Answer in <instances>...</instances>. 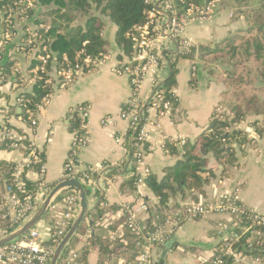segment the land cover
Instances as JSON below:
<instances>
[{"label":"crops","instance_id":"0c3cea01","mask_svg":"<svg viewBox=\"0 0 264 264\" xmlns=\"http://www.w3.org/2000/svg\"><path fill=\"white\" fill-rule=\"evenodd\" d=\"M33 10L35 19L40 18L48 22L44 18L48 17L47 7L37 2ZM41 13L44 16L39 17ZM72 15L77 17L75 21H72L75 27L84 24L85 19L82 18L83 23L80 24L81 17L77 14ZM34 21V19L19 21V35L13 39L0 60L1 67L9 58L18 59V68L27 76L22 90L27 91H32L35 82L28 81L30 80L28 71L34 62L36 52L18 54L14 49L21 43L24 27L29 26L30 30L36 29ZM103 22L102 36L108 43L107 54L111 62L78 76L75 82L65 90L56 88L51 97V104L37 115L38 126L33 131L21 118L22 110L17 103L20 91H15L16 86L14 87L13 81L3 83L0 79V147L7 138V131L10 132V136L23 138L25 135L30 138L39 150L45 152L43 180L47 186H57L63 181L65 163L74 140L69 130L71 109L81 105L89 108L86 125L88 144L79 152L77 172L83 174L88 168H99L103 164L106 166L104 171L95 174L93 184L87 187L90 190L88 203L91 213L103 197L108 206L119 207L128 205L137 207L148 200L157 201L145 184L138 185L135 192L128 189L123 192L121 189L131 177V151L126 139L130 126L128 121L121 118V114L131 99L132 91L126 77L117 76L110 71V67L116 63V60L122 59L124 54L116 42L117 27L107 18H103ZM48 23L45 29L50 28V22ZM238 27L239 24L233 21L231 13L225 11L220 13L218 9L211 20L190 23L183 40L198 49L203 45L217 43L234 35ZM3 33L0 24V40ZM158 43L162 55L176 54L180 50L179 42L170 36H163ZM179 69L177 86L174 90L179 100L178 106L164 117H161L157 111L149 114L148 151L142 165L138 166V171L143 177L153 174L161 179L166 168L177 165L183 159L182 142H193L197 139L208 128L216 110L220 109L224 93L220 84H211L195 61H181ZM162 71L161 75L166 77L167 69ZM151 89L150 82H146L142 95H148ZM105 118H111L113 124L104 126L102 120ZM6 123L11 126L10 130L4 128ZM242 128H246V125ZM117 136H123L124 140L117 142ZM254 138L257 139L254 146L247 145L238 150V166L231 168L228 177H222L221 166L214 157H208L209 168L214 170L215 178L205 188L206 197L198 196L200 200L213 202L224 194L236 192L238 200L247 209L264 214V137L255 136ZM166 142L176 144L179 151L177 155H171L165 149ZM0 156L1 160L11 163L24 160L23 154L16 150L2 151ZM37 179L36 174H30L31 181ZM48 190L50 191L49 188ZM45 195L49 193L45 192ZM64 195L65 192L59 198ZM59 198L49 210L55 211L57 215L52 217L53 226L43 231L46 232V238L53 232L55 222L62 219L64 206ZM190 202H193L191 195L188 196L185 204ZM119 215L120 213L115 215V218ZM218 222L227 224L231 231L236 229L233 218L228 215L207 216L196 222H187L179 228L165 247H157L153 250L154 261L158 264L207 263L222 241L216 232ZM75 237L78 239V244L72 251L78 253L89 243L90 227L86 231H78ZM125 262L126 256L124 255L103 262L98 250L91 251L88 256V264H125ZM243 264H264V257L257 258L247 255Z\"/></svg>","mask_w":264,"mask_h":264},{"label":"trees","instance_id":"16d2710c","mask_svg":"<svg viewBox=\"0 0 264 264\" xmlns=\"http://www.w3.org/2000/svg\"><path fill=\"white\" fill-rule=\"evenodd\" d=\"M215 0H193L195 5H205ZM229 1V0H228ZM255 0H233L234 7L237 10L247 8L246 19L250 22V32L254 31L256 37L250 43L245 44L244 53L249 58L254 57L257 61H264V0H260L258 6H252ZM47 7V16L60 19L65 22H72V19L64 13L66 6L72 14L82 16L83 25L73 28L67 32L62 27H58L54 23H50V28L45 29L48 22L42 21L40 18L35 19V11L33 10L36 3ZM31 3L32 7H29ZM190 2L177 0L175 2V10L178 14H184L190 6ZM259 7V8H258ZM9 9L13 10L15 15L13 23L19 25L21 20H35L36 29L30 30L29 26L24 27L23 35H21V43L15 46L19 48L18 54L36 51V58L28 71V79H35L32 91L22 90L27 76L22 72H17L18 59L9 58L0 67V79L3 83L13 81L15 91L19 90L21 103L18 106L22 110L21 118L31 128L30 119L38 111V106L43 99L52 96L56 91V79L52 75L53 66L49 64L44 73L34 75L33 71L36 67L41 66L38 56L50 55L57 59L56 69L61 71L66 68L64 58L67 57L70 64L74 65L77 55L81 51H85L86 56L92 58H100L108 53V43L103 38L104 30L103 18L109 19L117 27L116 42L123 57H130L133 52L132 36L138 26L145 24L148 20L149 5L145 0H0V24L5 28L7 23V13ZM96 11L97 14H93ZM99 13V14H98ZM44 16L43 13L39 17ZM44 22V23H43ZM19 27L11 31L13 37H18ZM236 34V33H235ZM234 34V35H235ZM233 35V36H234ZM227 38L228 41L237 39V35ZM236 37V38H235ZM29 42H32L29 44ZM88 44L84 47V43ZM14 49V50H15ZM209 49L205 50L208 51ZM237 47H232V59L236 57ZM196 47L190 46L188 50L180 49L176 54H167L162 56V62L167 69V76L161 75L164 79L159 89L161 92V103L170 101L173 109L178 106L179 100L174 96V90L177 86V77L180 73L179 65L181 61L195 60ZM212 52V50H211ZM161 70V73L163 72ZM163 74V73H162ZM248 100L246 106L230 104L224 110L221 106L212 116L208 128L193 142L187 141L183 145V159L175 166L168 167L164 170V176L159 179L153 174H149L143 178L144 184L152 192L156 202L145 201L148 206V215L141 224L146 226L147 232H154L164 225L165 221L174 211L182 210L187 204L186 199L192 196L193 202H199V197L205 198V188L215 178L214 170L209 168L208 157L212 156L221 166L222 177L230 175L231 168L237 167L238 150L247 145H253L257 141L254 137H264V102L259 105ZM85 106V105H81ZM79 107L71 109L69 113V130L74 136L75 142L78 143L85 137L86 121L79 112ZM254 109V112H251ZM249 116H254V121H248ZM147 115L141 119V124L146 122ZM246 125V128H242ZM7 130L11 129L7 123L4 125ZM36 129L35 127H32ZM254 136V137H253ZM24 139L19 142L20 150L30 152L32 141L24 135ZM128 147L131 151V177L122 186V191L126 189L131 192L137 190L138 181L141 175L137 166V133L129 130L126 137ZM15 141L7 138L0 147V155L2 151H13L12 144ZM165 149L171 155L178 154V148L173 142H166ZM145 153L148 151V143L144 145ZM37 159L25 168L24 175L28 172L41 174L42 167L45 166V152L36 150ZM1 157V156H0ZM78 163V159H77ZM17 164L7 162L0 159V203L7 192V188L15 191L14 173ZM95 176V175H94ZM25 186L22 191L34 193L37 190V183L29 180L24 181ZM50 190L55 185L47 186ZM87 196L90 190L85 186ZM100 195V194H98ZM199 196V197H198ZM58 200V199H57ZM63 200L59 198V201ZM108 206L105 197L101 198L96 209L88 214L84 224L79 231L91 229V237L89 243L78 252V264H88V256L93 250L98 253L103 262L117 256H126L125 264H139L141 255L145 252L146 246L144 241L132 229L130 220L131 207ZM120 215L115 218V215ZM111 216V223L106 225L105 216ZM237 232L240 233L244 227H250L251 230L245 233L237 242H221L214 250L212 261L222 255L225 246L228 243L233 250L243 252L246 255L263 258L264 257V226H258L252 219L250 214L237 216ZM171 240V239H170ZM169 240V241H170ZM168 241V242H169ZM252 241V242H249ZM73 242V241H72ZM71 242V243H72ZM167 242V243H168ZM69 244L61 259H65L73 245ZM167 243L163 246L165 247ZM155 249V248H154ZM210 260L204 264H210ZM226 264H233V259L223 257ZM155 264H158L155 262Z\"/></svg>","mask_w":264,"mask_h":264},{"label":"built area","instance_id":"2783aa9c","mask_svg":"<svg viewBox=\"0 0 264 264\" xmlns=\"http://www.w3.org/2000/svg\"><path fill=\"white\" fill-rule=\"evenodd\" d=\"M176 1L177 0H145V3L150 7L147 12L148 20L145 24L135 29V34L132 36V55L130 57L124 56L122 59L116 60V63L110 67V71L113 74L124 76L128 79L132 91L131 99L122 112L121 118L128 121L130 130H134L137 133V166L142 165L145 159L146 153L144 145L147 144L148 140V118L144 124H141V119L145 117V115L149 117L152 111H157L161 117H164L173 109L170 101L161 103L162 96L160 95L161 92H159V89L164 80L161 77V70L165 65L162 62L163 55L159 50V40L163 38V36H170L179 42V49L188 50L190 45L183 40L187 26L196 21L210 20L215 15L219 5L217 0L202 6L195 5L191 2L193 0H180L182 2H190L191 4L184 14L179 15L175 10ZM29 7H32L31 3H29ZM4 13H7V19H5L7 23L5 28H3L4 33L0 40V60H2V56L7 47L11 45L13 39H15L11 31L18 29V25H15L12 21L15 16L13 10L9 9ZM31 43L32 42H29V44ZM87 44L88 42H85L84 47ZM15 51L17 53L20 52L19 48L15 49ZM36 57L37 56H35V58ZM38 60L41 62V66L34 69V75L37 76L38 73H44L47 66L51 64L53 66L52 75L57 81L56 88L59 90L67 89L75 82L78 76L87 72H92L111 62V58L108 54L94 59L91 56H86L84 50L78 53L74 65L70 64L67 57H65L64 62L67 63L66 68L61 71L56 69L57 59L55 56L41 55L38 56ZM19 71L20 69L18 68L17 72ZM34 80L35 79H30L28 81L33 82ZM146 82H150L152 89L148 95L143 96L142 90ZM174 96H176L175 91ZM51 97L52 96H48L43 99L42 103L38 106L37 115L51 104ZM17 103H21L20 98L17 99ZM78 109L87 125L89 108L87 106H79ZM37 115L36 117L33 115L30 119L32 127L35 128L38 126ZM102 124L104 126H111L113 121L111 118H105L102 120ZM32 127L30 129L33 131L34 129ZM7 138H11L15 141L12 144V148L16 151H20L24 156V160L16 163L17 167L14 173V183L16 184L15 191H11L10 188H7V192L0 203V243L13 233L22 229L41 208L48 196L45 195V192L50 194L52 191L48 190L43 180L45 166L42 167L41 174L34 173L38 177L36 181H33L37 183V190L34 193L22 191L25 186L24 181H31L30 174L33 173L28 172L24 175L25 168L28 167L33 160L37 159L36 150L39 149L31 140L30 152L26 153V151L20 150L21 148L19 145V142L24 138L10 136V132L8 131ZM123 140V136L116 137V141L119 143ZM182 143L184 145L186 142ZM87 144V132L85 133V137L78 143L75 142V139L73 140L71 152L65 163L63 181L76 179L83 185L89 187L94 182V175L104 171L106 168L103 164L99 168H88L83 174L77 172L79 152L82 148L86 147ZM143 178L144 177L141 176L138 185L144 184ZM65 192H67L68 195L64 196L62 200L64 206L62 219L55 222L52 229L53 232L49 234L48 238H46V232H39L33 228L17 240L7 244H0V264L51 263L58 246L74 225L80 212V197L77 190L70 189ZM126 207L129 208L128 206ZM130 209L131 227L144 241L146 246L145 252L141 255L139 264H155L153 259L154 248L165 245L176 234L179 228L187 222H196L207 216L228 215L233 218L234 228L237 229V216L250 214L255 224L264 226V214L247 209L238 200L236 192L224 194L213 202H206L204 200L190 202L184 209L174 211L165 221L164 225L154 232L146 233V226L141 224L148 215L147 204L143 203L137 207L132 206ZM104 222L106 225H109L111 223V216L106 215ZM236 229L231 231L227 224L218 222L216 226L217 236L223 242H237L245 233L251 230L250 227H244L242 231L238 233ZM228 243L225 246L224 253L222 252L221 256L216 257L212 261V264H226L223 257L232 258L233 264L244 263L247 255L243 252L233 250ZM59 264H78V253L74 251L69 252L64 260H60Z\"/></svg>","mask_w":264,"mask_h":264},{"label":"rangeland","instance_id":"374dc122","mask_svg":"<svg viewBox=\"0 0 264 264\" xmlns=\"http://www.w3.org/2000/svg\"><path fill=\"white\" fill-rule=\"evenodd\" d=\"M217 1L219 2V12L224 13L225 11L231 13L233 21L239 24V27L235 32L236 34L234 33L238 37L235 40L228 41L227 38H231L232 35L217 43L213 42L199 47L195 54L196 60L194 61L208 80L211 81V84H220L222 86L224 93L219 108L223 106L224 110H226V114H228L226 107L230 104L246 106L248 100L251 99H253L252 101L256 102L258 105L264 102V61H257L254 57L249 58L244 53L245 44L252 42L257 36L254 31H249L251 28L250 22L247 21L245 17L247 8L239 11L234 7L233 0ZM259 2L260 0H255L252 6L256 8ZM218 9H216V13ZM93 14L96 15L97 12L93 11ZM44 18L47 19L48 22L64 28L67 32H70L75 27L72 22L61 21L60 19L55 18V16ZM79 23H83L82 16ZM235 46L237 47L236 57L235 59H232V47ZM207 49L209 50L205 51ZM251 112H254V109ZM254 120V116L248 117V121ZM67 195V192H65L64 196ZM56 215L57 213L55 211H49L37 224L35 229L39 232H43L47 228L52 227V217L54 218ZM71 244L73 245V250L78 244L77 237H75Z\"/></svg>","mask_w":264,"mask_h":264},{"label":"water","instance_id":"95a60500","mask_svg":"<svg viewBox=\"0 0 264 264\" xmlns=\"http://www.w3.org/2000/svg\"><path fill=\"white\" fill-rule=\"evenodd\" d=\"M64 13H66L72 19V21H75L77 18L75 15H72L69 12L68 6H66ZM70 189H75L79 193L80 212H79V216L77 220L75 221L74 225L72 226V228L70 229L66 237L63 239L61 244L58 246L53 256V259L50 263V264H59L63 253L66 251L67 247L69 246V244L72 242V240L76 236L77 232L79 231L80 227L85 221L86 216L91 213V210H89L88 196H87L85 187L80 181L76 179H72L69 181H63L57 184V186L53 188V190L47 196L41 208L33 216V218L22 229L18 230L17 232L13 233L12 235L4 239L0 244H7L14 240H17L18 238L22 237L23 235L27 234L30 230L35 228L37 224L43 219V217L49 212L51 206L60 197V195L63 192L70 190Z\"/></svg>","mask_w":264,"mask_h":264}]
</instances>
